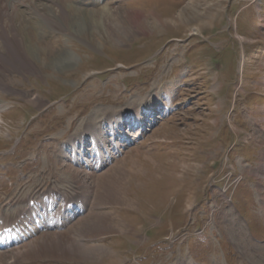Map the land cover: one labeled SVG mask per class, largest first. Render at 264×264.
<instances>
[{"label": "rangeland", "instance_id": "1", "mask_svg": "<svg viewBox=\"0 0 264 264\" xmlns=\"http://www.w3.org/2000/svg\"><path fill=\"white\" fill-rule=\"evenodd\" d=\"M7 1L0 33L13 24L35 66L0 71V206L85 197L75 173L92 198L63 233L99 246L20 263L264 264V0H19L4 19ZM139 101L146 126L119 129ZM102 113L122 135L105 126L104 144H130L83 177L63 144ZM103 214L110 229L82 228Z\"/></svg>", "mask_w": 264, "mask_h": 264}, {"label": "bare ground", "instance_id": "2", "mask_svg": "<svg viewBox=\"0 0 264 264\" xmlns=\"http://www.w3.org/2000/svg\"><path fill=\"white\" fill-rule=\"evenodd\" d=\"M6 2L8 3L7 0H6ZM10 2L13 3L12 5H14V4L15 5L12 6L11 4H9V7L7 8V10H5V8H3L2 11L5 12V13L4 14L2 13V15H1L2 18L9 19V18L13 17V18L17 19L15 14H17L18 12L20 14H24L26 12V10H27L26 7H24V10H21V9L19 10L18 9V3H21V1H19V0L18 1L17 0H10ZM32 2H33V7L38 6L37 5L38 2H35L33 0H32ZM56 2H58V0H56ZM2 20L3 19H0V23H1ZM172 21H174V20L170 21L168 19V22H172ZM164 22H162V23H164ZM165 23H167V22H165ZM83 24H85V23H83ZM2 28L3 29L5 28L6 32L2 31L3 33H0L1 45L4 48H7V49L6 50L0 49V62L2 63V66H1L2 68H1L0 71L5 72V73H7V72L11 73L12 71H17V70H22V69L33 70L35 64L32 61V59H29L26 56L25 48L22 47V45H21V42H20V40L18 38V34H17L16 28L14 27V25L11 24L8 27H2L1 26V29ZM4 51H8L9 52V56H7V57L4 56ZM57 56H59V59H58L59 62H62L61 60H65V58H67V60H68V58H70V60L73 59V56L71 54L67 55V54H64V53L63 54H59L58 53ZM53 58H54V56H53ZM10 70H12V71H10ZM4 80H5L4 76L0 77V82L3 83ZM6 85H7V83H5V86ZM1 88H2V86H1ZM153 101H154L153 103H155L157 101V98L153 97ZM152 104H150L149 102L144 104L142 101H139L138 103H135L132 106H130L132 108V109H130V111L134 112V114H130L129 118H127L126 117L127 115H125V114L120 115V119L117 120V121L120 122V121L124 120L125 117H126V121L127 120L130 121V119H132L133 117L137 118L136 115H138V119L141 120L140 124H144L145 120L143 118H141V117L143 116L145 118V116L143 114H140V111H141V109H143L144 106L147 109H151L152 108ZM134 106H136V107H134ZM2 108L3 107H1V105H0V112L2 111ZM124 110H122V112ZM125 112H129V110H125ZM102 114H103L104 117L102 118L101 121H98L97 123L93 122L91 126H90V122L87 123L85 125V130L81 131L80 133H78L76 135L70 136L68 138V141H67L68 145L64 147V152L67 153V155L69 154L68 156L74 155V157H77L76 159H79L78 160V164H81V162H85V164L82 163L81 167H80V168H83V169H80V170H78L76 172L78 175H81V173H82L81 176H83V173H84V175H86V176L92 175L91 177H93L94 176L93 175L94 171L98 170L99 166L101 168H103L104 166H106L109 163L106 160H103V161H101V163L99 165H97L96 163H94L93 160H91L93 158L91 157L90 153L85 154V153H83L84 151L82 150V147L84 148L85 145H86L85 144L86 142L84 141L85 140V136H84L83 132H85V134L90 135V137H92V141H93V143L96 146V152H97L98 155H100L102 153L99 150L98 143L103 138V133H102V131H100V130H102L101 129L102 126L104 124H108L109 123L110 125H113V128H114V125L117 128V124L114 123V119H110V118H113L117 114H114V115H111V116L105 115L106 113H102ZM106 116L109 117V118L106 119ZM0 118H2L1 114H0ZM122 123L123 122H121V124ZM98 127H99V129H98ZM125 146H126V143H125L124 140H121L120 142H116L115 143L116 149L122 150ZM106 152L103 151V153H105L104 158L105 159H106V157L110 158V156L112 154V151L109 150L108 155L106 154ZM79 156L81 158H78ZM79 171H81V173H79ZM73 176H74V179L77 181L78 187H80L86 193V196H87L88 200L91 201L92 196L88 194V192H90V190L86 191V189L83 188L81 182L79 181V179H78V177L76 176L75 173L73 174ZM84 182L86 183L87 181H84ZM87 188H90V186L88 185ZM113 196H115V193L110 191V190H108V189H105L102 192H100V197H101L100 200L102 199V201L109 200ZM11 203L13 205H15L14 208H9L8 209V206H6L5 208H1L0 207V220L1 221L4 220V224L0 225V226L4 227L5 225H10V224L14 223L13 220L15 219L16 216L14 217V216L11 215L10 209L12 211H14L17 214V216L19 217V219L17 221H19L21 216H23L25 214V212H26V210L24 209V206H20V205L17 206L18 204L21 203L20 198L16 199V201L11 202ZM92 206H93V204H92ZM91 210H92V207H91L90 211ZM39 212H40V209L38 208L37 209V213H39ZM84 216H82V217H84ZM79 218H81V217H79ZM79 218H77L76 221ZM107 218H108L107 215L103 214V216L100 215L94 221L85 220L84 221V226H86V227H82V228L88 230L89 227L91 226L92 232L96 230L94 233L97 234V232H100L101 230H106V229L109 228V226H108V224H109L108 221L109 220H107ZM68 219H69V217H68ZM74 223L68 229H66L64 231L46 232V233L40 235L41 237L38 236L36 238H32L31 240L27 241L26 243H24V238L25 237L22 238V242L20 243V244L23 243L22 245H20L18 247L11 248L9 250L0 251L1 264L7 263L6 256H9V257L13 256V261H12V263L10 262L9 264H21L20 263L21 260H18V259L26 258L24 261L31 262V261H34L36 259V257L41 256L42 253L45 254V253L58 252V251H60L61 249H64V248L67 251L71 252L73 255H80L81 257L83 256L85 258L87 256V253H88L89 250L98 249L99 246L85 247L84 245H81L78 242H76L75 240H73L71 237H69V238L65 237L63 232H66L67 230H69L74 225ZM36 230L39 231L40 228H36ZM90 230H88V232ZM69 232H70V230H69ZM23 233L25 235V230H23ZM94 233H92L93 236H95ZM72 234L74 235V232H72L71 235ZM92 240H95V239H86V240H84L82 242H85L87 245L100 244V243L103 244L102 241H100V243H98L99 241H96L95 243H92ZM14 251H16V253L14 255H12ZM92 254H94V253H92ZM29 258H32V259H29Z\"/></svg>", "mask_w": 264, "mask_h": 264}]
</instances>
